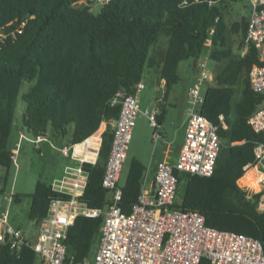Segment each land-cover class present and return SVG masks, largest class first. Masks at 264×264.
<instances>
[{
  "label": "trees",
  "instance_id": "16d2710c",
  "mask_svg": "<svg viewBox=\"0 0 264 264\" xmlns=\"http://www.w3.org/2000/svg\"><path fill=\"white\" fill-rule=\"evenodd\" d=\"M210 1L109 0L94 11L97 0H0V166L13 162L10 137L20 100L24 109L18 131L63 139L62 145L83 141L107 122L97 162L84 165L89 182L81 197L91 207L106 209L111 193L103 177L112 122L121 110L114 98L121 91L134 93L147 68L160 70L168 95L180 81V62L198 59L208 47L212 59L227 63L207 87L200 111L220 126L222 146L212 175L176 172L182 197L174 207L198 210L209 226L253 236L264 247V208L259 205L264 193H252L238 183L248 164H257L255 148L264 143V131L249 124L250 116L264 105V91L252 89L249 74L253 65L264 62L255 44L243 53L249 15L230 25L225 17L229 0ZM162 32L170 33L169 44L158 57L152 52ZM232 33L241 36L239 54L231 44ZM26 81L31 86L24 91ZM238 84L242 97L234 102ZM165 115L166 110L158 114L160 124ZM146 169L141 161L132 162L122 186L124 211L137 202ZM24 195L31 198L29 217L38 228L51 201L63 196L41 180L34 192L14 196L21 201ZM102 224L103 216H78L70 227L67 250L77 264L89 257ZM38 260L27 245L13 250L4 244L0 250V264ZM200 264L211 262L204 257Z\"/></svg>",
  "mask_w": 264,
  "mask_h": 264
},
{
  "label": "built area",
  "instance_id": "2783aa9c",
  "mask_svg": "<svg viewBox=\"0 0 264 264\" xmlns=\"http://www.w3.org/2000/svg\"><path fill=\"white\" fill-rule=\"evenodd\" d=\"M97 1L104 4L109 0ZM217 1L211 0L210 3ZM251 3L243 53L251 43L255 44L259 58L264 62V0H252ZM199 66L201 74L188 90L191 110L179 158L174 164L168 161L158 163L154 189H145L143 183L131 211H124L121 205L123 188L120 176L138 115L142 112L139 93L145 88L143 80L136 84L134 93L121 91L113 100L114 103H121V110L114 123L103 177V186L111 193L109 206L106 209L94 208L81 198L89 182V173L84 165L97 162L101 135L98 140L92 139V135L78 143H65L57 147V150L70 163L66 164L62 175L51 183L52 189L63 196L51 201L35 238L10 223L8 211L1 207L0 192V250L4 244H9L13 250L27 245L35 250L42 264H77L67 250L66 240L70 227L78 216H103L100 246L93 264H200L204 257L211 264H264V247L259 239L211 227L202 212L174 207L179 186L176 172L212 175L222 146L220 126L200 111L205 100L202 85L214 78L207 73L205 61ZM249 77L252 89L264 91V63L253 65ZM145 114L156 129L157 140L160 136L157 111L147 109ZM249 124L257 132L264 131V105L250 116ZM19 132L23 137V131ZM44 139L39 135L34 137L37 149L41 148ZM19 147L20 143H17V147L12 149L14 162H17ZM255 153L257 164H248L247 167H257L264 173L263 142L256 146ZM260 183L264 189V178ZM263 197L259 201L260 208H264V202H261ZM79 264L88 263L86 260Z\"/></svg>",
  "mask_w": 264,
  "mask_h": 264
},
{
  "label": "rangeland",
  "instance_id": "374dc122",
  "mask_svg": "<svg viewBox=\"0 0 264 264\" xmlns=\"http://www.w3.org/2000/svg\"><path fill=\"white\" fill-rule=\"evenodd\" d=\"M252 0H229L226 5L225 17L227 22L232 25L233 22L241 20L244 16H248L251 12V3ZM101 5L99 3L92 4V9L94 11L100 10ZM169 32H162L159 36L158 42L153 46L155 48H168L169 44ZM231 44L233 46L235 54H239L241 51V36L237 33H232ZM160 51H153V54L158 55ZM206 62V71L208 74L212 75L213 78L216 74L226 65V61H216L209 56V48H205L204 52L198 59L190 58L185 59L180 62L178 73L180 75V81L174 85L177 104L175 109L172 111V116L175 120L178 116L190 112L191 104L189 102L188 90L194 85L197 81V78L201 74V67L199 64L201 62ZM149 68L146 69L145 75L149 79L147 80V89L153 87V83L150 81L151 78L148 75ZM214 83L213 80H207L202 85V93L205 94L207 87ZM31 86V83L26 81L23 84L22 90L27 91ZM238 92L234 98L236 102L240 97H242V86L241 84L237 85ZM24 109V104L20 100L17 108V124L14 126L10 137V146L17 147V143H20L19 151L17 153V162H12L9 167L0 166V192H1V207L3 210L8 211L10 223L15 227H20L23 231L30 236L32 235L37 227L35 226L34 221L29 217L31 198L27 195H24L21 201H16L15 194H29L35 191L38 181L50 182L61 175L63 169L66 165V159L63 157L57 150V147L61 146L65 141L63 139H55L54 144L46 145L41 143L42 149H37L33 140L34 135L29 133L27 130H23L24 136L21 137L20 132L18 131L19 123L21 122V114ZM18 125V126H17ZM114 126V121L112 122ZM178 126L173 125V136H176V139L181 141L183 137V132L179 133ZM107 127V122H103L97 134H101L104 129ZM43 151V153H41ZM264 173L258 172L254 174L252 182H256L255 186H251L254 183L243 182L240 178L239 184L241 187L249 189L252 193L263 192L261 191L260 181L264 178ZM259 180V184L257 182ZM124 181L121 180V183ZM262 184V183H261ZM182 183L179 185V191L177 194V201H181L182 197ZM264 195V194H263ZM3 199V202H2ZM100 246V236L96 238V241L93 245V248L90 252L89 257L87 258L88 264H93L99 250ZM40 261L37 262V264ZM41 264V263H40Z\"/></svg>",
  "mask_w": 264,
  "mask_h": 264
},
{
  "label": "crops",
  "instance_id": "0c3cea01",
  "mask_svg": "<svg viewBox=\"0 0 264 264\" xmlns=\"http://www.w3.org/2000/svg\"><path fill=\"white\" fill-rule=\"evenodd\" d=\"M153 51H160L158 55L154 54V56L163 57L165 55L166 48L158 49L156 46L153 48ZM148 75L151 78L150 81L153 83V87L147 89V80L149 78L145 75L143 80L145 82V88L139 93L142 112L138 115L137 123L133 131L132 140L127 152V158L124 162L123 170L120 176V184L123 186L126 183L131 164L135 159H137L141 161L147 168L144 179L145 189L152 191L155 187V176L158 163L160 161H168L174 164L179 158L180 150L185 138L186 125L190 112L185 113L184 111L182 115L178 116L174 120L172 111L175 109V105L177 104L175 88L173 87L169 94L166 95V81L162 78L160 70L157 68H149ZM147 109L152 111L156 110L157 116L163 110H166L165 118L160 124V136L157 140L155 139L156 129L150 124V119L147 114H145V110ZM174 124L179 125L177 132H183V137L179 142L176 139V136H173ZM100 135H102V133H95L92 139L98 140ZM41 143L49 145L50 147L51 144H54V140L45 138ZM14 148L15 147H12V149ZM68 163H70V161L66 159V164ZM251 169L255 170V174L261 172L257 167H251L247 170V172ZM121 180L124 182L121 183ZM239 185L241 186V184ZM260 185L261 188L259 190L261 191L263 185L261 183ZM37 232L38 227L32 235L30 234L29 237L35 238Z\"/></svg>",
  "mask_w": 264,
  "mask_h": 264
},
{
  "label": "bare ground",
  "instance_id": "6f19581e",
  "mask_svg": "<svg viewBox=\"0 0 264 264\" xmlns=\"http://www.w3.org/2000/svg\"><path fill=\"white\" fill-rule=\"evenodd\" d=\"M254 174H255V170L254 169H251V170H249L242 178H241V180L243 181V182H247V183H251V181L253 180V176H254ZM255 180V179H254ZM253 180V181H254ZM257 182H258V184H259V180L257 179ZM252 183H254V184H252ZM251 184V186H255L256 184V182H252ZM260 185V184H259ZM261 202H264V197L261 199Z\"/></svg>",
  "mask_w": 264,
  "mask_h": 264
},
{
  "label": "water",
  "instance_id": "95a60500",
  "mask_svg": "<svg viewBox=\"0 0 264 264\" xmlns=\"http://www.w3.org/2000/svg\"><path fill=\"white\" fill-rule=\"evenodd\" d=\"M124 90H125V88H124ZM103 133V132H102Z\"/></svg>",
  "mask_w": 264,
  "mask_h": 264
}]
</instances>
